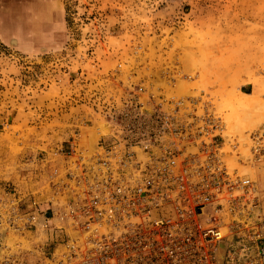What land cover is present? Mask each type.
<instances>
[{"label": "rangeland", "instance_id": "rangeland-1", "mask_svg": "<svg viewBox=\"0 0 264 264\" xmlns=\"http://www.w3.org/2000/svg\"><path fill=\"white\" fill-rule=\"evenodd\" d=\"M22 1L0 0V25L3 13L21 19ZM32 1L35 48L0 35V174H40L31 193L49 200L62 153L79 140L89 151V127L108 129L100 111L145 78L203 99L221 120L226 165L250 175L264 214V158L253 156L264 130V0Z\"/></svg>", "mask_w": 264, "mask_h": 264}, {"label": "built area", "instance_id": "built-area-1", "mask_svg": "<svg viewBox=\"0 0 264 264\" xmlns=\"http://www.w3.org/2000/svg\"><path fill=\"white\" fill-rule=\"evenodd\" d=\"M157 83L129 82L108 101L107 132L62 153L49 200L0 183V264H264L258 191L226 165L221 120ZM253 138L261 161L264 130ZM3 228L7 244L45 239L13 251Z\"/></svg>", "mask_w": 264, "mask_h": 264}, {"label": "crops", "instance_id": "crops-1", "mask_svg": "<svg viewBox=\"0 0 264 264\" xmlns=\"http://www.w3.org/2000/svg\"><path fill=\"white\" fill-rule=\"evenodd\" d=\"M33 3L31 4V0H23L22 1V5L16 6V11L19 8V14L21 15V19L16 20L13 17V13L14 11H12L10 14H1V19H2V25H0V35L3 36V38L5 39L6 42H13V36L17 35V34H21V42L17 41V49H20L22 51H31L35 48L36 45L31 46V42L30 40H28L29 37V29L32 27L30 26V24L34 25L33 22V18H31L32 16H35L36 13L38 12L39 8L35 9V4H39V2L37 1H32ZM20 25V27L18 26ZM35 30V28H34ZM37 31V30H36ZM32 34L35 35L33 33L32 30ZM246 94V93H245ZM92 126V125H91ZM91 130L93 129V132H90L89 135V148L94 147L95 144L97 143V140L100 136V131H98V128H93V127H89ZM97 129V133L94 132ZM80 144V140L78 141ZM82 142V141H81ZM82 143H86V142H82ZM40 174H23L22 176H19V178L17 179L16 177H14L12 174H0V183L1 185L3 184H7V183H11L13 185H15L18 189V191L20 193H22L23 195L28 194L33 192V190L36 188L38 189L39 192H41L42 189V184L40 182ZM39 180V182H38ZM38 184L37 186H35V184ZM42 194V193H40ZM4 196L2 190L0 189V197ZM37 197H40L39 195H37ZM36 233H34L35 235ZM8 235V234H7ZM29 236V235H27ZM26 236V237H27ZM35 238H31L30 241L28 242V244H24L21 243L20 244V248L22 249V251L24 253L31 251L35 246L34 243L36 240L39 239L44 241V236L41 234L38 236H34ZM8 237L5 239V242H8ZM21 238H16L12 240V249L13 251L18 250V248H14L15 244L20 240ZM4 242V243H5ZM7 244V243H6ZM14 245V246H13ZM8 246V244H7Z\"/></svg>", "mask_w": 264, "mask_h": 264}, {"label": "bare ground", "instance_id": "bare-ground-1", "mask_svg": "<svg viewBox=\"0 0 264 264\" xmlns=\"http://www.w3.org/2000/svg\"><path fill=\"white\" fill-rule=\"evenodd\" d=\"M2 231H3V239H6L8 237L6 228H4ZM2 251L3 250H0V254H2Z\"/></svg>", "mask_w": 264, "mask_h": 264}, {"label": "flooded vegetation", "instance_id": "flooded-vegetation-1", "mask_svg": "<svg viewBox=\"0 0 264 264\" xmlns=\"http://www.w3.org/2000/svg\"><path fill=\"white\" fill-rule=\"evenodd\" d=\"M16 7V6H15Z\"/></svg>", "mask_w": 264, "mask_h": 264}]
</instances>
